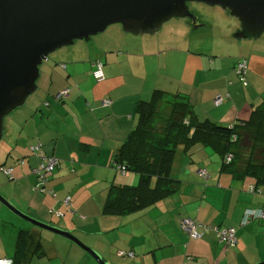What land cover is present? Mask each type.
<instances>
[{
  "label": "crops",
  "instance_id": "crops-1",
  "mask_svg": "<svg viewBox=\"0 0 264 264\" xmlns=\"http://www.w3.org/2000/svg\"><path fill=\"white\" fill-rule=\"evenodd\" d=\"M183 23L171 28L172 33L140 38L111 26L87 42L58 50L42 63L37 95L29 97L16 116L22 129L15 137L16 147L0 160V167L12 169L11 178L0 170L1 188L6 177L13 183L25 182V190L32 186L36 193L33 174L42 160L31 148L39 147L44 158L57 160L51 182L44 185L56 199L40 194L45 197L46 211L27 214L50 226L62 224V228H69L75 212L84 207L79 198L68 193L65 175L74 176L84 167L92 179L106 178L113 169L117 172L113 156L137 124L136 104L149 100L155 89L183 94L197 121L228 126L249 118L251 110L264 98V40L238 41L231 48L234 54L231 50L225 53L203 49L193 53L185 36L188 26ZM211 53L214 56L209 59L203 55ZM225 57L229 60H223ZM240 59L248 62L246 85L239 82L234 70ZM96 60L103 62L102 82L92 77ZM64 91L66 95H58ZM217 96L222 102L215 106ZM105 99L110 100V105L102 106ZM12 140L10 137L8 143ZM220 168L221 157L210 146L195 143L188 152L177 148L171 173L177 182L175 191L149 207L121 215L123 226L132 228L135 238L147 237L150 232L156 236L145 246L129 243L132 249L124 253L131 252L133 257L123 258L131 259L133 264L264 263V223L244 218L245 210L260 211L264 207V185H256L252 179H232ZM200 170L206 171L207 178L199 175ZM136 175L126 172L122 178L114 174L109 186H134L138 182ZM252 186L254 191L250 192ZM66 197H70L68 207L64 204ZM105 200L106 197L103 204ZM52 208L61 215H53L49 211ZM77 219L82 226H88L84 215ZM183 219L200 225L235 227V248H225L211 230L199 229L201 237L191 239L182 228ZM2 224L0 259L14 256L20 231L27 232L34 243L40 242L31 260L44 258L46 251L56 252V248L41 244L44 236L38 228H28L12 219ZM49 239L54 242L52 246L76 253L68 244ZM54 253L50 252L49 259Z\"/></svg>",
  "mask_w": 264,
  "mask_h": 264
},
{
  "label": "water",
  "instance_id": "water-1",
  "mask_svg": "<svg viewBox=\"0 0 264 264\" xmlns=\"http://www.w3.org/2000/svg\"><path fill=\"white\" fill-rule=\"evenodd\" d=\"M190 3L218 7L235 18L237 41L264 36V0H0V141L5 137L4 118L37 91L39 68L53 53L87 42L114 25L134 37L155 36L173 19L198 29L203 25L190 11ZM0 204L30 225L72 242L98 264H106L68 231L27 217L2 195Z\"/></svg>",
  "mask_w": 264,
  "mask_h": 264
},
{
  "label": "trees",
  "instance_id": "trees-1",
  "mask_svg": "<svg viewBox=\"0 0 264 264\" xmlns=\"http://www.w3.org/2000/svg\"><path fill=\"white\" fill-rule=\"evenodd\" d=\"M135 109L137 124L114 154L113 167H122L123 174H137L138 182L134 186L111 184L101 209L103 216L139 211L172 194L177 188L171 175L176 150L182 147L188 152L195 143L210 146L221 157L222 173L235 180L252 179L256 185H264V98L247 120L228 126L195 120L183 94L161 89H155L149 100H139ZM44 179L46 182L45 175ZM45 182H39L42 192ZM39 247V241L34 243L27 232L20 231L11 258L13 264L29 263Z\"/></svg>",
  "mask_w": 264,
  "mask_h": 264
},
{
  "label": "rangeland",
  "instance_id": "rangeland-1",
  "mask_svg": "<svg viewBox=\"0 0 264 264\" xmlns=\"http://www.w3.org/2000/svg\"><path fill=\"white\" fill-rule=\"evenodd\" d=\"M188 7L190 11L194 12L198 16L199 23L201 22V24L203 25L202 27L195 30L190 29L189 27L188 29H185V36L188 37L190 52L196 53L197 51H199V49L211 50L213 52H215L214 50H219L225 53L229 52V50L232 51L231 48L236 44V42H238L233 37L238 28L237 20L229 16L225 11L218 7H210L198 3H190L188 4ZM180 22L184 21L174 19L168 21L167 23L163 24L160 32L157 35H165L167 33H172V30L170 29L179 26ZM183 24H185V22ZM117 28L119 29L120 27ZM135 38H140V36H137ZM225 38L227 39V42H225ZM260 39L264 40V36H262ZM207 52L208 51H205V53ZM234 52L236 51H234L233 49L231 53L234 54ZM203 55H205L207 59H209V57L214 56L212 53ZM228 58L229 57H225L223 58V60L228 61ZM41 68L42 66L39 68V79L36 81L37 88H39V85L42 82V77L40 73ZM36 93L37 91L34 93V96L32 95L33 98H35V96L37 95ZM24 106L26 105L24 104L20 108L13 110L4 118L5 137L3 140L0 141L1 161L5 159L9 150H13V146L16 147L15 137L18 135V132L22 131L20 122H18L19 120L16 116L17 114H19V112H22V108H24ZM10 137H12L13 139L11 144L8 143ZM6 146H8V148ZM14 152H17V150L15 149ZM91 165L95 166V164ZM79 166L80 165H78V169ZM87 170L88 168L84 167L82 172L79 173L78 170V173L74 176L70 175L69 173L65 175L68 193L71 196L75 195L77 199L79 198L80 202L83 204L84 209L81 212H75V214L73 215L75 218L71 221V225L69 226V228H62V224H59L60 226L56 227L71 233L86 248L95 252L106 264H133L131 259L119 257L118 253H124L128 251V249H132L128 248L129 243L136 244L137 242H139V244L145 246L151 241L152 238H155L156 236L154 237L152 232H150L147 237L143 235L139 236L138 238H135L134 236H132L131 233L132 228L123 226L125 222L123 223V221L121 222V220H124V217L120 216L111 218L103 216L101 213V209L103 206V201L106 197L108 186L110 184L109 182L112 181L114 174H116L117 177L122 178L123 174L119 170H117L116 172L114 169H110L112 170V173L106 178L98 177L92 179L91 174H89ZM52 173L53 172L45 173L46 182H51L50 179L53 176L51 175ZM127 173L134 174L133 172L129 171H127ZM33 178H35L36 180L35 189L37 193L32 190V186L30 190H25V182L13 183V181H9L8 178L5 177L6 184H4L2 188L0 187V195H2L15 208H17L19 212L29 218L39 221L38 219L33 218L31 215L27 214V212L46 211V207L44 204L45 197L40 194H47L52 200H55L56 198L54 197L53 193H51V191L49 190L45 189V192L41 191V185L38 181L36 174H33ZM71 189H74L73 192L71 191ZM10 197L14 198V200H9ZM12 201H15L17 203V206L22 210H19L18 207ZM49 211H51L53 215H56L57 213L61 214V212L59 210H55V208H52ZM80 214L84 215L87 218L86 225L88 226H82V224L79 223V220L77 218ZM56 216L58 217V215ZM8 219L17 221L28 228H35L29 223L19 219L18 216H16L7 208H5L2 204H0V221L3 222ZM2 222H0V229L3 225ZM38 230L44 236L42 240H40L41 244L44 247L46 246L56 248L57 253H54L52 250H50L51 254H54L53 256H51L52 259H49V256L51 254L50 252L48 253L46 251V255L44 258L39 259L35 257L30 261L29 264H98L89 254L81 250L72 242L59 238L46 231L40 229ZM49 238L57 240L58 242H60V244H68L76 253L73 254L63 247H56V244L55 246H52V243L54 244V242L50 243ZM138 255L139 254H136V256Z\"/></svg>",
  "mask_w": 264,
  "mask_h": 264
},
{
  "label": "built area",
  "instance_id": "built-area-1",
  "mask_svg": "<svg viewBox=\"0 0 264 264\" xmlns=\"http://www.w3.org/2000/svg\"><path fill=\"white\" fill-rule=\"evenodd\" d=\"M94 70L92 73V76L96 82H102L104 80L103 75V63L99 60L95 61L93 64ZM248 69V62L245 59H240L236 65H235V73L239 79V82L243 85H246V73ZM67 91H64L62 95H66ZM222 102V99L220 96H217L214 99V105L218 106ZM102 106H108L110 105V100L105 99L102 101ZM32 152H35L42 160L41 165L36 170V175L38 177L39 182H45L44 175L46 172H51L54 170L55 167H57V160L52 158H44L43 153L41 152V149L39 147H32ZM230 156H227V159H229ZM117 169L122 173L123 168L118 166ZM1 172L7 176L12 177V169L11 168H5L1 167ZM42 171L44 173H42ZM199 175L203 178H207V173L205 170H200ZM250 192L254 191V187H250ZM70 197H66L64 204L65 206H69ZM244 218L246 221L250 220H261L264 223V207L260 211H253V210H245L244 212ZM182 228L183 230L188 234V236L191 239H198L201 237V233L199 232V229L202 231H208L211 230L215 233L216 238L219 242L223 243L226 248H234L237 243V237H236V228L235 227H225V226H214V225H200L194 222L191 219H183L182 220ZM118 256L120 257H128L132 258L133 254L131 252L122 253L119 252ZM0 264H13V261L11 259H0Z\"/></svg>",
  "mask_w": 264,
  "mask_h": 264
},
{
  "label": "flooded vegetation",
  "instance_id": "flooded-vegetation-1",
  "mask_svg": "<svg viewBox=\"0 0 264 264\" xmlns=\"http://www.w3.org/2000/svg\"><path fill=\"white\" fill-rule=\"evenodd\" d=\"M200 24H201V22H200ZM202 25V24H201Z\"/></svg>",
  "mask_w": 264,
  "mask_h": 264
}]
</instances>
